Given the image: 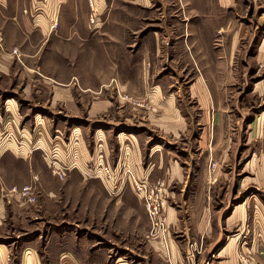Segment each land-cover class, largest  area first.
I'll return each instance as SVG.
<instances>
[{"label": "rangeland", "instance_id": "rangeland-1", "mask_svg": "<svg viewBox=\"0 0 264 264\" xmlns=\"http://www.w3.org/2000/svg\"><path fill=\"white\" fill-rule=\"evenodd\" d=\"M62 1L63 10H60L61 5L56 6L52 18L43 11L49 25L52 24L48 39L57 37V25L61 21L70 24L77 22L76 17L84 18L86 52L97 50L106 53L103 51L105 49L114 59L115 55L123 60L127 56L133 73H141V69L149 73L151 88L160 85L164 96L169 95L171 98L174 95L177 108L189 125L187 138L190 135L191 139L198 140L204 135L206 145L208 148L211 146L213 157L208 162L205 177L208 208L216 218H221L223 235L215 247L209 241L200 244L192 239L187 241L184 263L219 264L229 259L234 264H250L252 261L264 264V253H260L264 252L261 242L264 240V0H225L229 1L227 13L225 10L222 13L214 12V26L224 24L227 19L229 31L240 27L244 31V37L235 49L230 48L231 37L228 39L224 33L221 36L217 34L211 46L197 42L191 45L187 38V29L201 27L198 15L193 11L191 13V9L205 5L220 9L221 4L217 0H100L101 7L98 3L94 4L95 0ZM40 2L45 3L44 0ZM40 12L37 10L36 13ZM42 35L46 37L44 33ZM50 40L39 54H50L58 60L61 55L68 54L69 65L73 66L76 59L71 60L70 57L77 54V46L53 45ZM195 40L205 41L199 38ZM224 49L228 50L226 54ZM116 60L119 59L116 57ZM116 60L112 62L121 69ZM22 63L18 65L19 70L27 71V66H31L36 74L32 73L39 76L41 62ZM199 76L212 93V107L209 109L202 108L194 98L193 86L196 78L200 79ZM145 77L147 79V74ZM19 79L16 77L14 81H0V92L4 91L5 96H9L12 89H22L24 80ZM38 88L39 85H36L37 91ZM94 97L97 100H116L119 105L127 106L130 111L128 116L138 113L135 107L142 109L144 115L155 113L156 109L147 98L134 97L124 92L120 95L117 89L114 93ZM88 102L92 103V99L89 98ZM28 105L26 101L21 106L25 117L23 125L19 127L21 130L26 129V137H32L33 143L35 139L41 140L43 145L52 143L51 148H57L60 158L61 148L69 150L72 137L82 135L88 143L92 134L102 133L108 141L115 139L113 134L116 131L114 133L110 127L114 125L111 122L116 120H107L108 116L99 117L94 125L95 119L86 118V109L84 115L72 120V113L66 112L63 107L60 112L51 109L50 102L38 104V109L33 107L35 110L30 111ZM11 131V125H5L3 143L7 145L15 142L18 146L21 143L23 146L27 144L24 148L31 154L35 152V155L32 166L15 158H5L4 161L0 159V166L5 167V171L0 174V197L4 196L7 203L3 207L0 221V252L6 253L7 250L10 254L18 251L20 245L34 246L41 250L48 235L55 230L59 231L61 221L70 211L62 194L61 181L65 179L53 176L46 166L54 150L50 149L46 154L44 149L37 150L35 144L30 145L25 137H17L15 129V133ZM165 142L160 140V148L163 152H170L167 145L163 144ZM176 144L187 148L180 141ZM7 147L10 149L13 146ZM23 186H31L34 204L15 201L11 190ZM169 190L170 193H180L179 185ZM165 192L163 189L162 214L166 217V209L173 208L174 203ZM71 211L74 212V208ZM178 211L184 216V210ZM149 232L152 233L151 227ZM253 245L259 251L255 261L249 254ZM222 247H229L230 253H219ZM136 255L133 254L134 257Z\"/></svg>", "mask_w": 264, "mask_h": 264}, {"label": "crops", "instance_id": "crops-1", "mask_svg": "<svg viewBox=\"0 0 264 264\" xmlns=\"http://www.w3.org/2000/svg\"><path fill=\"white\" fill-rule=\"evenodd\" d=\"M40 1L0 0V32L4 40L0 47V81H14L16 77L24 80V87H18L17 91L12 89L9 96H5L4 91L0 92V159L4 161L5 158H15L28 162L30 166L34 165L35 152L31 154L27 151L24 148L27 144L18 146L15 142L7 145L3 143L5 125H11V132L15 133V129L17 137H25L30 145L38 147L37 150L44 149L46 154L52 150V143L47 141L48 145H43L41 140L36 139L33 143L32 137H26V129L21 130L19 127L23 125L25 117L21 106L26 101L29 103V111L35 110L38 104L47 102H50L51 109L59 112L63 107L66 112L73 114L70 115L72 120L84 115L86 109V118L95 119L94 125L99 117L108 116L107 120H116L111 122L114 125L110 127L116 133L113 134L114 141H108L102 133H91L88 143L84 136H77L75 145H72L75 154L61 148L64 161L69 162L75 155L78 164V168L67 173L65 180L61 181L64 203L70 209L69 213L61 221L59 231L55 230L48 235L41 250L34 246L20 245L18 251L11 254L7 250L6 253L0 252V264H160V261L165 264H185L184 252L186 242L190 239L197 244L209 241L215 247L221 241L223 227L221 218H216L208 208L205 177L206 167L213 153L211 146L208 148L206 145L205 136L201 135L198 140L191 139L190 135L187 138L189 125L177 108L174 95L171 98L169 95L164 96L160 85L151 88L149 73L142 69L141 73H133L127 56L123 60L115 55L119 59L116 60L105 49L103 51L106 53L97 50L86 52L84 18L76 17L77 22L70 24L61 21L57 25V37L54 41L48 39L52 24L49 25L43 11L52 18L56 6L61 5L60 10H63V1ZM217 2L221 4L220 9H214L212 5L191 9V13L193 11L198 15L201 27L187 29V38L191 45L197 42L211 46L213 38L224 33L228 39L231 37L230 48L235 49L244 37V31L241 27L229 31L227 19L224 24L214 26V12L222 13L225 10L227 13L229 4L225 0ZM96 3L100 6V0H95L94 4ZM37 10L41 12L37 14ZM70 29H73L71 33ZM40 31L46 35L45 38ZM197 38L205 41H196ZM48 40L53 45L77 46V54L70 57L71 60L76 59L74 65H69L68 54L61 55L60 60L50 54L40 55ZM13 49L19 51L18 60L11 54ZM227 51L224 49L225 54ZM113 60L117 61V66H121V69L115 66ZM22 61L30 64L41 62L39 76L33 74L36 72L31 66H27V71L19 70V63L23 65ZM199 78L194 82V98L202 108L209 109L212 107V93L205 81L200 76ZM36 85H39L38 91ZM116 89L120 95L124 92L134 97L147 98L156 108L155 113L144 115L142 109L133 105L138 113L128 116L129 108L119 105L116 100L93 99L94 95L111 94ZM20 91L21 94H15ZM86 98H91L92 103L90 101L87 104ZM42 101L45 103H41ZM160 140L166 141L163 144L167 145L170 152L161 150ZM177 141L187 148L177 146ZM98 165H107L114 170L126 166L137 180L143 179L152 185L160 182L163 185L165 193L174 203L172 206L170 201L173 208L166 209L167 230L164 236H150L147 214L131 183L126 182L119 190L112 191L111 185L104 180L90 177L92 169H96ZM4 169V166H0V174ZM176 185H179L180 193L172 192V195L169 189L176 188ZM14 199L17 203L21 202L16 196ZM22 202L27 204L24 200ZM6 205V199L1 196L0 221ZM176 206L182 208L178 209ZM73 208L74 212L71 211ZM178 210H184V216ZM261 242L264 246V240ZM218 252L228 254L229 247H222ZM258 252L253 245L249 253L252 260L257 259ZM136 253L138 255L134 257L133 254ZM255 263L256 261H252L250 264ZM219 264L234 262L228 259Z\"/></svg>", "mask_w": 264, "mask_h": 264}, {"label": "built area", "instance_id": "built-area-1", "mask_svg": "<svg viewBox=\"0 0 264 264\" xmlns=\"http://www.w3.org/2000/svg\"><path fill=\"white\" fill-rule=\"evenodd\" d=\"M3 44V37L0 32V47ZM11 54L19 59V52L17 49L12 50ZM139 105V104H138ZM142 106V105H139ZM10 138V137H9ZM74 140V142H73ZM77 136L72 137V142L69 144L70 154H75L74 148L72 145H75ZM23 146V144H19ZM54 150L47 159L48 168L51 170V174L57 177L60 180H64L67 177V173L77 169L78 164L74 158L69 162L64 161L60 158L57 148ZM90 177L102 179L106 183L111 185L112 191L119 190V187H122L126 182L132 184V189L138 198L142 201L144 210L147 214L148 221L151 227L150 236L156 237L158 235L164 236L167 230V219L163 212V201H162V190L163 185L160 182H157L155 185H149L145 180H137L132 172L126 166L120 167L118 170L111 169L107 165H98L96 169H92ZM11 194H14L20 199V201H25L29 204L35 203L34 192L31 187L25 186L22 188H13Z\"/></svg>", "mask_w": 264, "mask_h": 264}]
</instances>
